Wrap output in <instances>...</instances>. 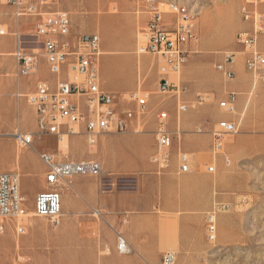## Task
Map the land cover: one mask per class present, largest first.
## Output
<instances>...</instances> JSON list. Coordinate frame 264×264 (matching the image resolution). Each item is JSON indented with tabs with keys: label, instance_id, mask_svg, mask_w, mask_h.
I'll use <instances>...</instances> for the list:
<instances>
[{
	"label": "rangeland",
	"instance_id": "1",
	"mask_svg": "<svg viewBox=\"0 0 264 264\" xmlns=\"http://www.w3.org/2000/svg\"><path fill=\"white\" fill-rule=\"evenodd\" d=\"M28 2L37 4L36 6L43 13L66 12L74 30L77 28L80 32L97 33L100 42L103 39L107 42L114 39L124 40V42L130 40L134 44L133 51L136 53L142 39L143 26L140 24L141 20L136 17L137 14L133 12L132 0H28ZM170 2L186 7L197 34L196 41L188 47L183 66L189 59L198 57L199 60L196 63L201 65V73H205L213 84L220 86L223 83L227 84L225 81L227 79L216 66L224 65L225 56L232 55L234 59L230 64L233 68L227 65L224 67L234 72L233 80L239 79L241 75L236 71V67L239 62L242 65L244 63L242 46L236 43V35L248 28L240 17L239 0H159L160 9L168 10L166 4ZM230 5L234 10L232 14L227 11ZM259 10L264 17V2L259 5ZM37 19L38 17L34 16H15L13 7L5 0H0V28L5 31V35L0 34V170L16 171L20 174L21 195L26 209L24 217L26 228L23 234L15 231V219L1 220L3 228L0 230V264H50L51 256L57 254L66 256L68 252L71 254V251L81 248L82 245V238L72 235L79 231L74 228L71 230L61 224V217L60 222L53 223L32 213L33 195L44 183L37 174L22 178V160H18L15 154H12L15 149L18 146L22 149V158H26L32 170L38 173L43 166L41 163H36L34 159L33 154L36 151L48 152L58 159L79 160L90 158L97 148V146H89L85 138L80 135L58 139L56 135L39 132L33 107L25 102L24 97L16 96L18 92L27 93L33 90L36 75L35 73L28 75L18 73L17 62L13 56L14 41L10 33L13 27L19 24L20 32L23 33L25 50L34 49L40 56V44L34 35ZM169 19L175 18L173 15L164 16V20ZM4 38L7 40L6 43L1 42ZM258 47L264 52V37L261 38ZM147 56L150 59L153 58L150 54ZM41 60L43 61L42 58ZM182 67L178 74L170 78L183 82ZM116 71L117 69L111 70L112 74ZM19 76L29 79L26 81L29 84V90H22V77L19 79ZM39 76L52 77L43 65H40ZM247 78L251 88L245 94L249 97L245 110L243 108L238 110L235 107L233 113L225 112L218 105V102L225 97L216 98L206 91L196 93L190 100V108L212 105L218 112L226 114L217 117L213 128L217 127V122L222 119L238 123V131L224 138L223 153L228 158L229 164L224 163L220 154H212L214 161L208 164L213 167V172L209 173L215 176L216 184L213 190L215 200L210 211L205 214L204 228L207 237L206 216L213 211L215 240L210 241L207 237L208 247L204 251L202 264H264V118H261L259 114L264 102L254 104L258 88L264 85V81L259 82L252 89L251 76L247 74ZM19 80L20 85H18ZM193 80L197 81V77ZM155 93L160 96L162 102L159 105L154 104L153 111L164 110L168 117L169 114H173V111L176 114V108L174 110V107L172 109L167 107V103L175 97L158 93L156 90ZM200 94L208 95L209 100L197 104L195 99ZM125 105L121 102L120 108L135 107L134 104ZM174 106L176 107V101ZM154 107L148 105L150 110ZM183 114L185 113L180 114L179 117L180 133L193 134L200 131V134H211L212 140L213 129L209 126L208 118L203 117V120L197 121V125L182 129ZM145 129V125H137L132 129L128 127L125 132L130 130L143 132ZM25 133L33 134L32 142L28 146L22 145L18 140V136ZM113 135L119 137L122 133L114 132ZM182 142L183 139L181 144ZM132 145L131 142L123 141L119 147L128 150ZM209 147L211 148V141H209ZM151 148V144L147 143L143 148V154L145 156L150 154ZM132 180L131 175H124L118 180V187L129 189L132 186ZM44 186L46 188V185ZM27 213L31 215L28 217ZM69 264L80 263L70 262Z\"/></svg>",
	"mask_w": 264,
	"mask_h": 264
},
{
	"label": "crops",
	"instance_id": "2",
	"mask_svg": "<svg viewBox=\"0 0 264 264\" xmlns=\"http://www.w3.org/2000/svg\"><path fill=\"white\" fill-rule=\"evenodd\" d=\"M136 10L137 4L133 2V12L137 14L136 17L141 20L140 24L143 25L146 15L138 14ZM16 30L23 34L20 32V25L17 24L10 33L13 36V41ZM80 33L84 32H80L77 28L74 30L70 20V37ZM3 41L6 43V38L1 40V42ZM133 49L134 44L130 40L124 42V40L114 39L107 42L103 39L99 46L100 85L114 96L115 105L120 110L123 109L120 108L121 102L125 103V106L134 104L125 101V98L137 87L151 92L148 100L149 107H154V104L159 105L162 102L160 96L155 93L159 79L160 59L154 56L150 59L147 54L138 55ZM41 58L38 59L33 90L27 93L17 91L22 93V97L33 92L39 81L47 83L51 89L55 87L56 76L49 73L44 59L42 58V61ZM197 58H191L184 66L182 65L185 82L180 83L184 88L180 98L188 103L189 107L182 116L181 126L184 129L191 125H197V121L203 120L204 117V119L208 118L209 126L213 129L217 117L226 114L218 112L212 105L190 108V100L200 91H206L218 98L226 97L227 91L233 90L237 92V109L245 110L249 101V97H246L245 94L251 88L247 74L249 76L250 74L239 62L236 67V71L241 75L239 79H227L225 80L227 84L215 85L205 73H201V65L196 63L199 60ZM40 65H43L52 77L39 76ZM227 66L233 68L231 64H227ZM112 69H117L115 74H112ZM20 77H22V90H29V84L26 82L29 79L23 76H19V79ZM195 77H197V81L193 80ZM138 81L141 83L140 86ZM18 82L20 85V80ZM257 92L254 104H261L264 102V85H260ZM73 99L71 97V100ZM171 100L167 103V107L169 109L174 107L175 110L176 98H171ZM154 109L155 107L150 110L147 106V115L143 118L135 117L129 124L131 129L137 125H145L146 129L143 132L130 130L123 132L119 137L114 136V132L98 135L96 143L93 145V147L97 146L95 153L90 158L79 160L100 162L102 167L100 176H73L57 187L61 196V224L71 230L72 228L78 230L79 232L72 233V235L81 237L82 245L81 248L71 251V254L68 252L66 256L62 257L58 254L51 256L50 264H62L63 262L66 264L70 262L80 264H161V258L165 252L174 253V264L203 263V254L208 247L204 218L214 203L213 190L216 184L213 173L206 171V165L214 161L209 147L211 134H200L198 131L193 134L179 132L178 135H173L170 163L166 169L158 172L150 161V156L156 149L154 130L157 110L155 112ZM259 114L261 118H264V106L260 108ZM176 124L175 111H173V114H169L168 119L169 129L173 133H176ZM80 128L81 132H84L83 125ZM61 129L64 130V127ZM77 135L83 136L87 143L86 137L82 133L68 135L66 138ZM182 139L183 145L181 144ZM123 141L131 142L132 147L128 150L120 148L119 145ZM147 143H150L152 148L150 154L145 156L142 151ZM178 150L185 151L192 156L190 171L179 172L176 159ZM39 153L42 152L36 151L33 154L36 163H41L43 166V169L38 173L32 170L26 158H22V178L37 174L44 183L39 190L35 191L33 198L37 193L48 189L44 181V165L38 157ZM53 158L57 161L65 159H58L54 156ZM124 175L132 176L133 183L129 189L118 187V180ZM43 187L45 189L41 190ZM58 222L60 221L58 220ZM118 234L126 241L128 248L126 252L117 250Z\"/></svg>",
	"mask_w": 264,
	"mask_h": 264
},
{
	"label": "built area",
	"instance_id": "3",
	"mask_svg": "<svg viewBox=\"0 0 264 264\" xmlns=\"http://www.w3.org/2000/svg\"><path fill=\"white\" fill-rule=\"evenodd\" d=\"M137 4V13L147 16L141 28L142 39L136 54H150L160 59L159 79L156 91L170 94L176 98V133L169 129L168 114L164 110L156 112L154 130L156 149L150 156L151 163L158 172L166 169L171 159L173 135H178L179 116L189 104L180 96L184 91L180 81L170 76L178 74L186 60L189 45L196 41L197 34L188 10L175 2L167 3L168 10H161L159 0H132ZM14 9L15 16L38 17L35 26V37L40 44V56L37 52L27 51L23 46V34L14 33L13 56L17 62L18 73L28 75L35 73L38 59L42 57L50 74L56 76L55 87L51 89L45 82L39 81L35 90L24 95L27 104L33 107L36 126L39 132L54 134L58 139L68 135L84 134L90 146L95 145L98 135L102 133L125 132L135 118L147 115L150 91L140 87L130 92L125 101L135 104L133 109H117L114 96L100 85L98 57L100 55V38L97 33H80L70 37V18L66 12L43 13L37 4L28 0H5ZM264 0H239L240 17L248 25L237 33L236 43L242 46L243 63L251 76L252 89L264 81V52L259 49L260 39L264 37V17L259 5ZM169 15L174 20H164ZM0 34H5L0 28ZM233 56H225L224 65L233 62ZM217 65L216 68L226 79H231L234 72ZM64 77V78H63ZM140 86V82L138 81ZM18 98L22 93H17ZM237 93L228 91L226 97L218 102L219 107L233 113L236 107ZM71 97L74 99L71 100ZM209 100L208 95H197L196 103ZM81 125L83 131L81 132ZM64 127V130L61 129ZM238 131V123L222 119L212 130L211 153L220 154L225 164L228 158L223 153L224 138ZM33 139L32 133L20 134L18 140L28 146ZM44 165V181L48 189L37 193L33 200V214L57 223L62 215L61 196L57 187L77 175L98 177L102 173L100 162L96 160H71L65 158L57 161L49 153L38 154ZM179 172H188L192 166V156L182 150L177 151ZM207 172H213L212 165L206 166ZM24 198L20 192V175L16 171H0V230L2 219H15L17 233L25 232ZM208 240H215V216L209 212L206 216ZM117 250H128L125 239L117 235ZM173 252H165L161 264H174Z\"/></svg>",
	"mask_w": 264,
	"mask_h": 264
},
{
	"label": "bare ground",
	"instance_id": "4",
	"mask_svg": "<svg viewBox=\"0 0 264 264\" xmlns=\"http://www.w3.org/2000/svg\"><path fill=\"white\" fill-rule=\"evenodd\" d=\"M168 7V5H167ZM184 10H187L186 7L184 6ZM227 11L229 12V14H232V12L234 11L233 10V7L230 5L227 7ZM231 140V139H230ZM12 154H15V157L18 159V160H22V149L18 146L15 151L12 153ZM33 213V212H32ZM31 215V213H27V216L29 217Z\"/></svg>",
	"mask_w": 264,
	"mask_h": 264
},
{
	"label": "trees",
	"instance_id": "5",
	"mask_svg": "<svg viewBox=\"0 0 264 264\" xmlns=\"http://www.w3.org/2000/svg\"><path fill=\"white\" fill-rule=\"evenodd\" d=\"M23 38V37H22Z\"/></svg>",
	"mask_w": 264,
	"mask_h": 264
}]
</instances>
